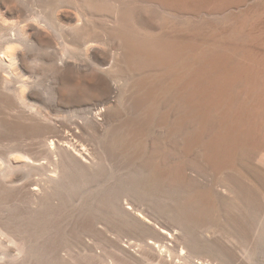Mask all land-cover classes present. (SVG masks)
<instances>
[{
  "label": "bare ground",
  "instance_id": "1",
  "mask_svg": "<svg viewBox=\"0 0 264 264\" xmlns=\"http://www.w3.org/2000/svg\"><path fill=\"white\" fill-rule=\"evenodd\" d=\"M1 229L0 264H264V0H0Z\"/></svg>",
  "mask_w": 264,
  "mask_h": 264
},
{
  "label": "rangeland",
  "instance_id": "2",
  "mask_svg": "<svg viewBox=\"0 0 264 264\" xmlns=\"http://www.w3.org/2000/svg\"><path fill=\"white\" fill-rule=\"evenodd\" d=\"M19 174H17V176H18ZM2 231H0V241H4L5 243H8L9 241H8V233H7V235H5L6 233L3 231V229H1ZM2 233V234H1ZM4 238V239H3ZM7 240H6V239ZM9 244V243H8ZM15 252V251H14Z\"/></svg>",
  "mask_w": 264,
  "mask_h": 264
}]
</instances>
